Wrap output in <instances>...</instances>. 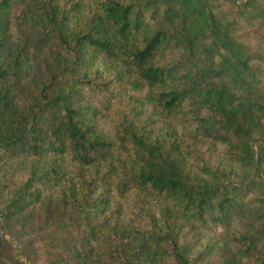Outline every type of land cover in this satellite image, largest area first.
Wrapping results in <instances>:
<instances>
[{"label":"trees","instance_id":"1","mask_svg":"<svg viewBox=\"0 0 264 264\" xmlns=\"http://www.w3.org/2000/svg\"><path fill=\"white\" fill-rule=\"evenodd\" d=\"M0 264H264V0H0Z\"/></svg>","mask_w":264,"mask_h":264}]
</instances>
